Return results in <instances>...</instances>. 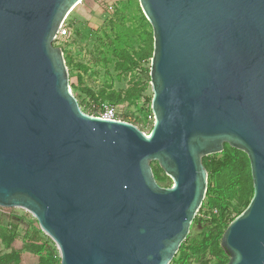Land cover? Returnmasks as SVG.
I'll use <instances>...</instances> for the list:
<instances>
[{
  "label": "water",
  "instance_id": "water-1",
  "mask_svg": "<svg viewBox=\"0 0 264 264\" xmlns=\"http://www.w3.org/2000/svg\"><path fill=\"white\" fill-rule=\"evenodd\" d=\"M81 2L0 0V208L30 213L60 264H170L206 196L202 159L227 144L253 194L220 247L227 264H264V0H138L153 35L148 134L72 94L53 42Z\"/></svg>",
  "mask_w": 264,
  "mask_h": 264
},
{
  "label": "rangeland",
  "instance_id": "rangeland-1",
  "mask_svg": "<svg viewBox=\"0 0 264 264\" xmlns=\"http://www.w3.org/2000/svg\"><path fill=\"white\" fill-rule=\"evenodd\" d=\"M63 24L64 33L58 34L53 43L65 51L70 89L81 103V109L89 114L98 111L88 106L92 102L87 90L94 93L98 101H116L120 97L122 103L117 109L123 121L135 124L148 134L154 121L149 102L153 35L138 0H82ZM161 171L160 175H165ZM159 185L168 187L171 182ZM215 213L214 209L212 214ZM9 215L19 227L17 233L20 235L12 244L9 243L12 239L8 229ZM34 226L36 221L30 213L18 208H1L0 264H37V255L58 252L42 232L32 247L24 242L25 231ZM209 226L204 222L196 230L209 234ZM15 252L20 253V261L13 257ZM191 264H198V261L193 258Z\"/></svg>",
  "mask_w": 264,
  "mask_h": 264
},
{
  "label": "trees",
  "instance_id": "trees-1",
  "mask_svg": "<svg viewBox=\"0 0 264 264\" xmlns=\"http://www.w3.org/2000/svg\"><path fill=\"white\" fill-rule=\"evenodd\" d=\"M63 27L59 35H62V32L64 33L66 28ZM63 54L65 55V51H63ZM87 92L91 102L96 105L107 102L118 108L117 106L122 103L120 97L116 101H98L94 93L88 90ZM149 102L151 103V99ZM79 105L82 107L81 103ZM88 106L91 105L88 104ZM96 114L90 115L96 116ZM130 114L132 115V113ZM135 120L137 121L138 118L135 117ZM202 162L208 173L206 196L193 220L187 238L170 264H191L193 258L198 261V264H227L229 255L220 247L222 234L228 224L247 207L253 194L250 165L247 156L243 152L225 144L222 153L204 157ZM152 171L158 184L171 182L166 175H160L161 169L157 163H152ZM214 209L217 213L212 214ZM9 216L8 229L12 233V239L9 243L12 244L14 238H19L20 235L18 236L17 233L19 227L13 224L12 216ZM205 216H209L208 219H204ZM204 222L210 224L209 234L196 230ZM40 233L41 231L36 222V226L25 231L24 242L30 243V247H32L36 244V241H39L38 235ZM45 254V256L37 255V264H60L58 252L49 251ZM13 257L17 261L21 259L20 253L17 252Z\"/></svg>",
  "mask_w": 264,
  "mask_h": 264
},
{
  "label": "built area",
  "instance_id": "built-area-1",
  "mask_svg": "<svg viewBox=\"0 0 264 264\" xmlns=\"http://www.w3.org/2000/svg\"><path fill=\"white\" fill-rule=\"evenodd\" d=\"M61 28H60V30H61ZM60 30H59V32H60ZM90 105H91V107H95L98 110L96 116H98L100 118L108 119V120H122L123 121V119L120 117L119 110L115 106H113L107 102H103V103H100L97 105L90 103Z\"/></svg>",
  "mask_w": 264,
  "mask_h": 264
},
{
  "label": "clouds",
  "instance_id": "clouds-1",
  "mask_svg": "<svg viewBox=\"0 0 264 264\" xmlns=\"http://www.w3.org/2000/svg\"><path fill=\"white\" fill-rule=\"evenodd\" d=\"M64 55V54H63Z\"/></svg>",
  "mask_w": 264,
  "mask_h": 264
}]
</instances>
